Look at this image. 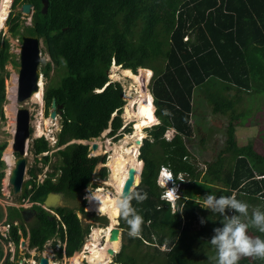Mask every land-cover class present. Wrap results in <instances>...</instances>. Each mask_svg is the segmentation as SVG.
I'll use <instances>...</instances> for the list:
<instances>
[{"label":"trees","instance_id":"trees-1","mask_svg":"<svg viewBox=\"0 0 264 264\" xmlns=\"http://www.w3.org/2000/svg\"><path fill=\"white\" fill-rule=\"evenodd\" d=\"M20 1L14 0L13 7ZM23 3L34 8L33 25L24 28L27 36L43 37L55 66L63 69L58 82L47 86L43 96L46 112L52 99L60 107L61 128L56 144L64 146L58 151L61 175L57 182L47 177L35 186L37 171H29L35 194L29 201L36 202L49 192L68 193L75 198L89 186L98 160L87 158L86 146L68 142L99 137L113 114L116 116L109 134L113 136L120 129L123 91L118 82H110L107 77L111 63L133 74L138 68L148 69L152 72L150 92L155 116L160 123L148 130L138 157L143 166L135 188L148 194L143 203L132 201L144 219L141 238L128 236V226L120 215L119 227L129 242L155 244L154 251L161 255L151 256L149 261L154 264H215V249L209 241L213 229L222 227V217L200 208L196 202L208 193L235 194L236 198L240 195L249 206L253 199L264 201V156L256 154L251 144L237 145L233 124L234 119L247 116L245 112L234 113L238 95L264 94V0H47L45 12L41 11L40 0H24L20 5ZM18 28V19L10 18L8 31L15 35ZM7 50L4 41L0 47V106L7 75L4 63L10 56ZM49 71L47 63L42 75L48 77ZM216 83L221 90H235V100L224 98L220 89L216 94L207 93ZM197 88H202L201 94H208L206 99L213 113L231 110L226 141L203 175L183 141V137L192 136L190 115ZM167 129L175 132L170 140L163 137ZM5 147V143L0 144V157ZM35 149L40 155L48 148L36 141ZM163 167L173 177L181 175L185 180L175 211L161 199L157 185ZM4 168L0 161V181ZM106 174L102 167L98 176L105 178ZM83 208L84 204L80 211L86 214ZM33 209L38 211L39 224H31L28 231H23L24 236L28 234L30 249L41 251L47 240L58 236L65 246L58 247L57 258L61 254L69 258L80 250L88 227L83 228L74 211L56 209L65 226L62 229L43 210ZM2 217L0 209V221ZM6 218L11 225L10 239L17 244L18 230L12 222L17 218L23 224L21 210L9 207ZM201 218L205 219L204 224ZM161 246L165 247L162 252ZM2 257L0 248V261ZM117 258V264H127L123 256ZM6 261L9 264L8 258ZM238 264H264V260L241 258Z\"/></svg>","mask_w":264,"mask_h":264},{"label":"rangeland","instance_id":"rangeland-1","mask_svg":"<svg viewBox=\"0 0 264 264\" xmlns=\"http://www.w3.org/2000/svg\"><path fill=\"white\" fill-rule=\"evenodd\" d=\"M21 0L13 7L14 0L9 1V5H7V13L5 21L3 22V27L0 28V47L2 43L6 41L8 44V54L10 55L9 58L4 63V101L2 102L0 109V144L5 143L6 147L1 153L0 161L4 164V177L0 181V209L3 213V219L0 224H3L7 221L6 215L8 212L9 207H13L14 209H20L21 215L25 211H31L33 209L34 202L29 201L32 196H34V188L29 183V171H37L36 175V183L37 186L40 181L43 182L47 177L50 178L53 182H57L58 177L61 175L60 169L58 166L61 165L62 159L58 154L60 149H64V146L58 147L57 142V134L61 128V113H57L55 119L51 120L49 118V113L51 111V107L47 108V112L45 111V104H44V92L47 86L56 84L58 79L61 77L62 70L60 67L55 66L54 61L50 57L48 53L47 44L44 41L43 37H39V46H40V65H39V72L41 73V102L37 103L36 101L30 102V100H26L23 103H17L15 99V83L16 77L18 74V53L20 48V37L27 36L25 32V27H31L32 23V14L34 13V9H30L28 14H24L21 12ZM33 7V6H32ZM10 18H17L19 22V28L15 35L11 34L8 31V21ZM49 63L50 71L48 72V77H44L42 75V71L44 66ZM114 67V71L113 68ZM116 68L113 63H111L110 68L108 69V79L110 82H118L123 91V100L124 106L121 110L120 119H121V127L120 129L111 136L109 134L111 121L116 116L113 114L109 121H108V128L104 130L99 137L95 139H91L89 141H81V140H73L68 142L69 144H79L81 146L87 147V158L89 160L97 159L98 163L95 165V169L92 175V179L88 187L81 191L80 195H77L75 198H70L66 193L63 195V199L61 201V205L68 210H72L76 213L78 219L80 220L83 228L88 227V232L84 238V243L82 244L79 251L75 252L71 257L67 258L64 254H61V257L57 258L56 251L60 246L64 248L65 244L60 243L58 236L54 237V240L46 241L43 245V249L45 248L44 252H42L41 257L47 258L48 264H88L86 260V256L88 255V247L91 242V234L93 229H105L106 226L109 224V220L105 215H101L98 212L88 211L87 207L89 196H92L98 189L102 190L101 194L110 193V195L114 194L112 187L109 186L108 180L110 176V170L107 166V162L109 158L113 156L114 153L124 154L122 153V148L130 146L132 142L136 138H131L134 128V118L130 117L129 115H125V106L130 105V114L136 112L137 108V101L139 98H145L147 93H150V86H151V79H152V72L148 69L138 68L136 69V75L140 78V82H135L131 78L125 76L121 72V67L117 66ZM120 68V69H119ZM128 70V69H126ZM145 70L150 71V75L146 78L144 72ZM130 71V70H129ZM131 72V71H130ZM139 72H142L140 74ZM132 73V72H131ZM116 75V78H111L112 75ZM133 74V73H132ZM138 85V86H137ZM14 87V91L8 93V90H12ZM219 84L216 83L212 85L211 92L207 93H214L219 90ZM221 90V89H220ZM219 90V91H220ZM202 88H197L196 92L193 94L194 96V104L192 113L190 115V125H192V136L187 139L183 137V141L186 145L188 152L191 155V160L194 163L197 170L200 171L201 175L206 172L207 164H210L212 160H214L217 155L219 154L220 150L222 149L223 143L226 141L225 130L226 127L231 120V110L226 112L225 114H215L212 111V105L209 103L207 98V93L202 92ZM220 94L228 99L232 100V102L237 97V93L235 90L231 89L230 91L221 90ZM138 96V97H137ZM239 101L234 104V113H242L245 112L247 116L245 119L236 118L233 121L235 126V141L238 146H244L247 144L252 145V149L256 154L259 156H264V94L262 95H249V94H240L238 95ZM52 101V100H51ZM135 101V102H134ZM132 103V104H131ZM152 103H153V96H152ZM51 105V104H50ZM153 116L154 112H156V106L153 103ZM58 107V106H57ZM19 108H25L29 111L30 114V138L26 142L25 146V154L24 158L26 159L27 163L25 165V190H27V194L24 197L23 194L13 195L11 191V187L8 185L7 176L6 175V164L3 160L4 154L6 153L5 150L8 146H10V159L14 165V161L17 158V155L12 153L11 150V141L14 132V119H15V112ZM60 108V107H59ZM156 115V114H155ZM155 121L151 123V126L145 127L142 131L144 132V137L140 140L141 143L138 147V155L140 154V147L142 145L143 139L147 137L148 130L153 125L159 124L160 121L155 118ZM50 120V121H49ZM240 121V124H239ZM41 122V123H40ZM47 123V124H46ZM38 125V126H37ZM37 127V129H36ZM42 128V129H41ZM40 129V130H39ZM36 130V131H35ZM174 131L172 129H167L163 135L166 140H170L173 135ZM127 136V137H126ZM125 138V139H124ZM99 140V141H98ZM36 141L43 143L46 145L47 152H40L41 155L37 156V152L35 149ZM132 141V142H131ZM123 142V143H122ZM98 144V145H97ZM93 145H96V148L93 149ZM116 145V146H115ZM119 145V146H118ZM99 146V147H98ZM115 146V147H114ZM119 147V148H118ZM118 148V149H117ZM99 149V151H96ZM108 150V151H107ZM224 156H228L226 153H223ZM222 155V156H223ZM47 158V161L44 160ZM14 160V161H13ZM102 164L106 167V177L99 178L98 173L102 168ZM36 167L33 170H29L32 167ZM165 168V167H163ZM54 171V173H53ZM161 172V173H160ZM168 170L161 169L158 173L157 177V185H163L160 182V177L162 176L164 179L168 176ZM107 180V181H106ZM139 180V178H138ZM27 183V185H26ZM108 184V185H107ZM95 185L96 187H93ZM54 189V187L52 188ZM163 190H161V199H163L162 195ZM34 194V195H33ZM46 195V194H45ZM45 196H41L37 198L38 203H42V198ZM172 196H170L171 198ZM238 200L247 202L243 196L237 197ZM166 201V200H164ZM167 202V201H166ZM169 203V202H168ZM256 201H253L251 205L256 204ZM84 204L83 211L86 214H83L80 211V208ZM175 203L170 202L169 206L171 211L176 210V206L174 207ZM31 206V207H30ZM59 208V207H58ZM251 208V206H250ZM249 208V210H250ZM12 209V208H11ZM119 217V214H118ZM60 217L58 216V219ZM119 218L116 220L115 227L117 226L121 231V238L119 248L116 253L109 255V263L108 264H117L118 256H123L127 260V264H154V262L149 261L152 255L156 258L157 253L154 251L155 244H136L134 242H129L123 235V230L119 227ZM39 218L34 219L33 215H26L25 219H23V224L20 223L19 219H15L12 222L14 227H17V235L19 236L18 243H15L10 239V234L4 232V229L1 227L0 229V248L3 255V260L0 261V264H5L8 258L10 262L9 264H30V259H33V254L36 255L33 251H29V255H26V249L29 246L28 234L23 235V231H28L30 225L37 226L39 224ZM8 223V222H7ZM8 225V224H7ZM20 225H22L20 227ZM11 230V229H10ZM10 232V231H9ZM248 234L252 237H257L252 235L249 230ZM103 234L99 235L96 238V244H99L97 248L102 249L104 246ZM259 237V236H258ZM102 238V239H101ZM56 242V246L53 247V242ZM28 249H30L28 247ZM109 249V248H108ZM103 250L107 251V247ZM159 250L162 252L165 250L164 246L159 247ZM77 254L78 258L77 261H73L74 256ZM108 254V253H107ZM17 255V259L15 258ZM46 255V256H45ZM30 256V258H28ZM27 257V258H25ZM81 257V258H80ZM153 257V256H152ZM83 258V260H82ZM37 259V258H36ZM75 262V263H74ZM156 264V263H155Z\"/></svg>","mask_w":264,"mask_h":264},{"label":"clouds","instance_id":"clouds-1","mask_svg":"<svg viewBox=\"0 0 264 264\" xmlns=\"http://www.w3.org/2000/svg\"><path fill=\"white\" fill-rule=\"evenodd\" d=\"M165 114L169 113L166 112ZM102 165L104 166V164ZM161 169L163 170L166 168ZM167 173L168 176L166 179H164L162 176L160 177V182L164 183L163 185H159V188L163 190L162 195L164 200L169 203L173 202L176 204L180 197L181 184L185 182V180L181 175H178L176 178L173 177L169 170ZM36 181L37 180L34 182ZM41 183L42 182L40 181L39 185ZM170 196L172 197L170 198ZM147 198L148 194L146 192L138 191L136 190L135 186H133L127 191V193L121 194L120 197L114 202V210L127 224V234L131 238H141L142 225L144 223L143 217L138 214L137 209L133 207L132 201L135 200L137 204H140L143 203ZM196 204L200 208L208 210L211 213L219 214L222 217L220 221L222 227L213 229L214 235L209 241L210 245L215 249V256L212 257V259L215 261V264H238L241 258L264 260V239H261L260 237H252L248 234L249 228H253L260 233H264V211H261L259 208H254L250 213V206L246 202L238 200L235 194L231 196H217L215 194L208 193L198 200ZM31 206L38 207L43 210L48 215L50 220L55 219V221L60 224L62 229H64L65 226L61 222L60 218L58 219L59 215L56 213V209L45 208L43 207L42 203H38V201L34 202V204ZM61 207L62 205L59 208ZM32 210L34 209H31L30 213L33 215L34 219H36L38 211L34 210L36 211V213H34ZM228 212H232L233 214L228 215ZM200 222L201 224H204L206 221L204 218H201ZM5 224L9 225V228L6 232L9 234L11 225L7 223V221L2 225ZM44 250L45 248L37 252L36 248H31L26 251V255H29V251H33L36 255L33 254L32 261L38 263V260ZM35 257H37V259H35ZM28 258H30V256Z\"/></svg>","mask_w":264,"mask_h":264},{"label":"bare ground","instance_id":"bare-ground-1","mask_svg":"<svg viewBox=\"0 0 264 264\" xmlns=\"http://www.w3.org/2000/svg\"><path fill=\"white\" fill-rule=\"evenodd\" d=\"M9 1L10 0H0V28L3 27V22L5 21V18H6V13H7L6 10H7V5H9L8 4ZM116 68H118V67L116 66ZM112 69L114 71V67ZM121 72L123 75L131 78L133 81L138 82V83L140 82V78L137 77L136 75L132 74L129 70L121 69ZM139 73L142 74V72H139ZM144 74H145L146 78H148L150 75V71L145 70ZM115 76L116 75L113 74L111 76V78H116ZM41 82L42 81L40 80L39 90L30 99V102H34V101H36L37 103L41 102V91H42V89H41L42 83ZM13 91H14V87H12V90H8V93H11ZM153 108L154 107L152 105V99H151V96L149 93L146 94L145 98H139V100L137 101L136 112H134V113L132 112L130 114V105L125 106V108H124L125 115H129L130 117L134 118V120H135L134 124H133L134 125L133 126L134 132H133L131 138H136V139L133 142L131 141L132 144H130V146H127V147L121 149L122 153H124V154L114 153L113 156H111L109 158V161L107 162V164H108L107 166L109 167V170H110V176H109L108 184L110 187H112L114 194L113 195H110V193L101 194L102 190L98 189L92 196H89V201H88L89 206L87 207L88 211H93V212L96 211V212L100 213L101 215H105L109 220V224L106 226L105 229H93L92 230L91 242L89 244V247L87 248L88 249V255L85 257L88 264H108L110 254H107V251L103 250V249H105L107 247V249L109 248L113 251V253H116V251L119 248V244H120L119 238L114 242H109V231L115 227L117 216H118V213L114 210V202L120 197L121 189H122L123 183L127 177V171L129 169H133L135 171V178H134L133 186H136L138 184V178H139V173H140L141 167H142V161H139L137 158L138 147L140 144H137L136 141L140 142V140L144 137V134H143L144 132L142 130L145 127L151 126V123H153L155 121L154 116H153ZM36 129H37V127H36ZM9 150H10V146H8L6 148V150H5L6 153L4 154V157H3V160H4V162L6 164V168H7L6 169V175H9V172L13 167V163L10 159V154H9L10 151ZM96 151H99V149H96ZM24 163L25 164L27 163L26 159H25ZM101 234H103L102 238L104 240V246L102 249L97 248V246L99 244L94 243L96 238H98V236ZM26 250H28V247ZM77 258H78V256L76 254L74 256L72 262L73 261L76 262ZM82 260H83V258H82Z\"/></svg>","mask_w":264,"mask_h":264},{"label":"water","instance_id":"water-1","mask_svg":"<svg viewBox=\"0 0 264 264\" xmlns=\"http://www.w3.org/2000/svg\"><path fill=\"white\" fill-rule=\"evenodd\" d=\"M43 4L42 11L45 12L47 7V0H40ZM30 4L21 5V12L28 14L30 12ZM21 44L18 53V74L16 77L15 83V99L17 103H23L26 100H30L33 95L39 90V82L41 80V73L39 72L40 65V46L39 39L32 36H22ZM51 111L49 113V118L51 120L55 119L57 113H60L59 106L57 107L55 100L51 101ZM30 138V114L29 111L25 108H19L15 112L14 119V132L11 141V150L12 153L17 155V158L14 161V165L7 176V183L11 187L13 195L23 194L25 190V146L27 140ZM137 144H140L141 141H136ZM96 148V145H93V149ZM143 166V162H142ZM102 167H104L102 165ZM142 170V167H141ZM139 173V180L140 181ZM135 178V171L129 169L127 171V177L123 183L121 194L127 193V191L132 188ZM138 185V184H137ZM136 185V186H137ZM135 186V187H136ZM62 193L60 192H49L44 200L43 207L57 209L61 206ZM26 215H30L29 211L22 213L23 219ZM121 238V231L116 226L109 231V242H114L117 239ZM107 253L112 255L113 251L107 249ZM38 264H48V261L44 257H40Z\"/></svg>","mask_w":264,"mask_h":264},{"label":"crops","instance_id":"crops-1","mask_svg":"<svg viewBox=\"0 0 264 264\" xmlns=\"http://www.w3.org/2000/svg\"><path fill=\"white\" fill-rule=\"evenodd\" d=\"M150 94V93H149ZM151 96V95H150ZM151 99H152V96H151ZM153 105V103H152ZM154 107V106H153ZM156 118V117H155ZM240 124V123H239ZM236 129V128H235ZM254 201H256L257 203L254 205H251V208H250V213H251V210L254 209V208H259L261 211H264V201L261 200L260 198L259 199H253ZM252 204V203H251ZM118 218V216H117ZM2 221V220H1ZM253 229V228H252ZM255 231H257L256 229H253ZM249 232L254 235V236H259L261 239H264V233H254L250 228H249ZM2 260V259H1Z\"/></svg>","mask_w":264,"mask_h":264},{"label":"built area","instance_id":"built-area-1","mask_svg":"<svg viewBox=\"0 0 264 264\" xmlns=\"http://www.w3.org/2000/svg\"><path fill=\"white\" fill-rule=\"evenodd\" d=\"M31 178H29V180H30ZM28 180V181H29ZM1 227L4 229V232H7V230H8V228H9V225H7V224H5V225H0V229H1ZM30 264H38L37 262H34V261H32V260H30Z\"/></svg>","mask_w":264,"mask_h":264},{"label":"flooded vegetation","instance_id":"flooded-vegetation-1","mask_svg":"<svg viewBox=\"0 0 264 264\" xmlns=\"http://www.w3.org/2000/svg\"><path fill=\"white\" fill-rule=\"evenodd\" d=\"M40 2H41V1H40ZM23 4H29V3H23ZM23 4H22V5H23ZM30 6H31L30 9H31V8L34 9V8L32 7L31 4H30ZM42 9H43V4L41 3V11H42ZM47 194H48V193H47ZM47 194H46V195H47ZM46 195H45V196H46ZM62 196H63V195H62ZM43 200H44V199H43ZM42 204H43V201H42ZM32 211H33L34 213H36V211H34V210H32ZM22 217H23V216H22ZM35 218H36V216H35Z\"/></svg>","mask_w":264,"mask_h":264}]
</instances>
